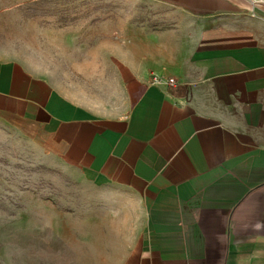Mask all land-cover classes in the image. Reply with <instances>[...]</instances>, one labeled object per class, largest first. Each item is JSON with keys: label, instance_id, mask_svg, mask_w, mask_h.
Wrapping results in <instances>:
<instances>
[{"label": "crops", "instance_id": "0c3cea01", "mask_svg": "<svg viewBox=\"0 0 264 264\" xmlns=\"http://www.w3.org/2000/svg\"><path fill=\"white\" fill-rule=\"evenodd\" d=\"M138 1L0 55V125L84 189L75 264H264V1Z\"/></svg>", "mask_w": 264, "mask_h": 264}, {"label": "rangeland", "instance_id": "374dc122", "mask_svg": "<svg viewBox=\"0 0 264 264\" xmlns=\"http://www.w3.org/2000/svg\"><path fill=\"white\" fill-rule=\"evenodd\" d=\"M134 3L135 10L127 6ZM123 14L143 21L152 12L138 0H0V55L35 69L38 26L52 31L73 21ZM22 22L32 46L25 53L14 34ZM84 206L78 182L38 155L29 141L0 125V264L77 263L83 253L79 258L70 238L76 239L71 230Z\"/></svg>", "mask_w": 264, "mask_h": 264}, {"label": "built area", "instance_id": "2783aa9c", "mask_svg": "<svg viewBox=\"0 0 264 264\" xmlns=\"http://www.w3.org/2000/svg\"><path fill=\"white\" fill-rule=\"evenodd\" d=\"M258 1H264V0H258ZM254 3H255V1H254ZM160 80H161V78H159V77H155V76L151 77V81L154 83L158 82ZM165 81H166L167 85L171 86V87L176 84V80L174 78H165Z\"/></svg>", "mask_w": 264, "mask_h": 264}]
</instances>
